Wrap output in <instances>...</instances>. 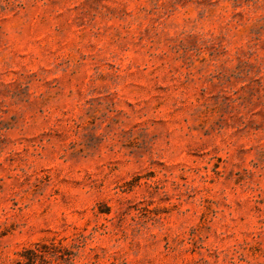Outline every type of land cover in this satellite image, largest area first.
<instances>
[{"label": "rangeland", "instance_id": "1", "mask_svg": "<svg viewBox=\"0 0 264 264\" xmlns=\"http://www.w3.org/2000/svg\"><path fill=\"white\" fill-rule=\"evenodd\" d=\"M0 264H264V0H0Z\"/></svg>", "mask_w": 264, "mask_h": 264}]
</instances>
